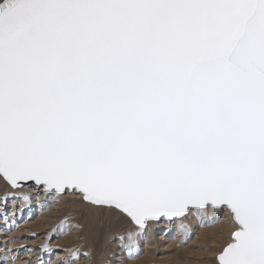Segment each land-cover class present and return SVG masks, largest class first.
I'll return each instance as SVG.
<instances>
[{
  "label": "snow or ice",
  "instance_id": "1",
  "mask_svg": "<svg viewBox=\"0 0 264 264\" xmlns=\"http://www.w3.org/2000/svg\"><path fill=\"white\" fill-rule=\"evenodd\" d=\"M0 181L135 225L129 259L212 206L216 264H264V0H0Z\"/></svg>",
  "mask_w": 264,
  "mask_h": 264
},
{
  "label": "rangeland",
  "instance_id": "2",
  "mask_svg": "<svg viewBox=\"0 0 264 264\" xmlns=\"http://www.w3.org/2000/svg\"><path fill=\"white\" fill-rule=\"evenodd\" d=\"M4 191L27 192L31 198L17 196L6 204L0 203V264H62L73 254L79 258V264H216V252L227 242H212L208 236L198 235L197 223L190 224L193 216L187 215L171 222H150L151 231L138 242L140 255L129 259L119 237L136 226L91 210L79 193L52 196L35 188H6L3 182L0 196ZM203 211L208 214V208ZM181 220L187 226V238L177 223ZM60 221H65L68 229L63 234H53ZM165 223L169 228H164ZM177 234L183 239L173 243L171 239ZM184 240L186 243H182ZM206 248L216 251H205Z\"/></svg>",
  "mask_w": 264,
  "mask_h": 264
},
{
  "label": "bare ground",
  "instance_id": "3",
  "mask_svg": "<svg viewBox=\"0 0 264 264\" xmlns=\"http://www.w3.org/2000/svg\"><path fill=\"white\" fill-rule=\"evenodd\" d=\"M3 183V181L0 182V187L1 184ZM78 197V196H77ZM55 198V197H54ZM208 208V214L205 215V212L203 211V209H190L191 215L193 216V222H191L190 224H195L197 223L198 226V235L200 236H208V238H210V240H213L212 242H215L217 240H224L226 239L227 242L230 240V236H231V232L233 231V229L231 227L226 226L227 225V220L229 219L228 216L220 215V221L219 222H212V218H213V214L216 212L214 211V209L211 208V206L207 207ZM91 210H94L93 207L90 206ZM92 212V211H91ZM199 213V214H198ZM93 214V213H92ZM97 214V213H96ZM96 217V216H95ZM228 218V219H227ZM177 219V218H176ZM171 222V221H170ZM176 223V222H175ZM179 223V221L177 222ZM9 225V224H8ZM196 225V224H195ZM164 228L167 229L168 224H164ZM164 229V230H165ZM90 231V230H89ZM89 231H87L89 233ZM92 231V230H91ZM90 231V232H91ZM170 231V230H169ZM181 231V230H180ZM179 231V232H180ZM177 232V231H176ZM182 232V231H181ZM180 232V233H181ZM179 233V234H180ZM87 234V233H86ZM175 235L173 236L171 239V241L173 240V243H177L178 241L182 240L183 237H181L182 235ZM85 235V234H84ZM87 236V235H86ZM12 237V236H11ZM225 240V241H226ZM145 241V240H144ZM166 241V239H165ZM170 241V242H171ZM211 242V243H212ZM220 242V241H219ZM215 244V243H214ZM218 244V243H217ZM216 244V245H217ZM148 246V245H147ZM147 247H145L146 249ZM148 249V248H147ZM146 249V250H147ZM67 258V257H66ZM178 263V262H177Z\"/></svg>",
  "mask_w": 264,
  "mask_h": 264
},
{
  "label": "water",
  "instance_id": "4",
  "mask_svg": "<svg viewBox=\"0 0 264 264\" xmlns=\"http://www.w3.org/2000/svg\"><path fill=\"white\" fill-rule=\"evenodd\" d=\"M29 183H32V182H29ZM212 207V206H211Z\"/></svg>",
  "mask_w": 264,
  "mask_h": 264
}]
</instances>
